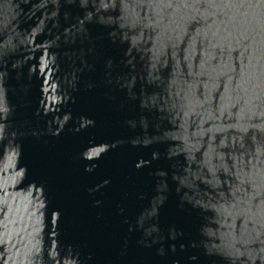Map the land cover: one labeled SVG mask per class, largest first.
I'll list each match as a JSON object with an SVG mask.
<instances>
[{
  "label": "water",
  "instance_id": "water-1",
  "mask_svg": "<svg viewBox=\"0 0 264 264\" xmlns=\"http://www.w3.org/2000/svg\"><path fill=\"white\" fill-rule=\"evenodd\" d=\"M0 264H264V0H0Z\"/></svg>",
  "mask_w": 264,
  "mask_h": 264
}]
</instances>
